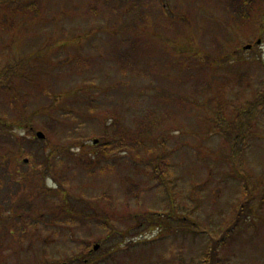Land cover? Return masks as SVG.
Returning a JSON list of instances; mask_svg holds the SVG:
<instances>
[{
    "label": "rangeland",
    "instance_id": "374dc122",
    "mask_svg": "<svg viewBox=\"0 0 264 264\" xmlns=\"http://www.w3.org/2000/svg\"><path fill=\"white\" fill-rule=\"evenodd\" d=\"M227 3L0 0L1 264H264V106L235 159L216 124L264 85V0Z\"/></svg>",
    "mask_w": 264,
    "mask_h": 264
},
{
    "label": "trees",
    "instance_id": "16d2710c",
    "mask_svg": "<svg viewBox=\"0 0 264 264\" xmlns=\"http://www.w3.org/2000/svg\"><path fill=\"white\" fill-rule=\"evenodd\" d=\"M133 1L135 2L136 0H133ZM252 1L253 0H228V3L225 4V6L230 11V16H233L234 22L237 25L241 26V25L245 24L249 20V18L253 17L252 15H254V14L251 11L252 7L250 6V4H252ZM3 3L5 4V3H7V1H3ZM135 17H136V15L134 13V15L131 16V19L133 20V19H135ZM132 29H134V27ZM125 50L126 49L117 48L116 52L114 54L115 61L118 62L119 66H122V67H126L129 64V63L127 64V59L131 58V57H129V55H127V54H129V52H126ZM30 59H32V58L29 56V60ZM16 61L19 62V65L15 69H14V66L9 67V64H6L4 66V70L10 68L12 72H14L15 74L18 75V77H20L21 74L24 75V71L26 69V66H25L26 62H22V61H19V60H16ZM258 62L260 63L261 71L264 73V63H262L259 59H258ZM239 77L242 78V75H239ZM263 87H264V85H263ZM263 87H261L260 89H258L255 92V94H254L252 99L246 100V105L245 106H243V107H241V108H239L237 110L236 114H238L237 116H239V121L236 123V125H232V124L229 125L228 124L227 126H224L225 124H224L223 121H225V120H222L221 118L220 119L219 118L216 119V122H217L216 124L218 125V127L220 129H222V131H221L222 134L221 135L224 137V140H225L226 144L228 146H230L229 148L231 149V158L232 159H235V155H238L241 152V146L243 144L239 143L240 140H243L244 138H246V136L250 135L251 126H252V123H250V119H252L253 116L255 115L254 113H255L256 109L258 107L264 106V90H263L264 88ZM54 102H56V101H54ZM54 102L53 103L50 102L47 106L50 107V109L53 108L54 105H55ZM50 121H51V119H50ZM54 123L56 124V123H59V122H54ZM113 124H116V123H113ZM146 131H149V130L146 129ZM133 132L138 134L136 128L133 129ZM108 133L109 132H106L105 135H107ZM122 134H127L126 133V129L122 130ZM134 140L136 142V139H134ZM0 141H1V139H0ZM75 156H76V158L78 160H88V161H90L92 159L90 152H88L87 154L77 153V154H75ZM46 159L47 158H45L44 160L46 161V164H47V166L49 167L50 170H52V168L56 167V166H51ZM76 162L77 161H75V163ZM63 176L64 175L59 174L58 177L61 178ZM131 187L132 186H126L124 193L128 195V193L130 192ZM63 202L65 203L64 200H63ZM25 203L27 205H26V208H25L24 212H26L25 215H29L30 212L32 211L33 204L31 203L32 205H30L27 202H25ZM43 203L46 206L48 204V201L43 199ZM19 208L22 209L24 207L23 206H19ZM14 211L17 212V210H14ZM26 218H28V216ZM109 233H113V229H110ZM218 242H219V238H216V239L213 240L212 244L214 246H217ZM1 254H2V256H5V252L3 250H2ZM32 257H33V255H32ZM46 258H47V256H46ZM1 260L4 261L3 258ZM218 260H219V258L217 259V262L214 263L213 258L210 257V258L207 259V262H208V264H217ZM33 262H34V260H33ZM43 264H58V262L51 263V262L44 261ZM80 264H84V263L82 262Z\"/></svg>",
    "mask_w": 264,
    "mask_h": 264
},
{
    "label": "flooded vegetation",
    "instance_id": "af4514ba",
    "mask_svg": "<svg viewBox=\"0 0 264 264\" xmlns=\"http://www.w3.org/2000/svg\"><path fill=\"white\" fill-rule=\"evenodd\" d=\"M7 230H1L0 229V264L3 263L5 260H7L8 258H12V252H14V246H13V243H14V239H11L12 237V231L11 230H8V233L10 234H6V233H3ZM2 250L5 252V256H2ZM4 259V261H2L1 259Z\"/></svg>",
    "mask_w": 264,
    "mask_h": 264
},
{
    "label": "water",
    "instance_id": "95a60500",
    "mask_svg": "<svg viewBox=\"0 0 264 264\" xmlns=\"http://www.w3.org/2000/svg\"><path fill=\"white\" fill-rule=\"evenodd\" d=\"M247 47H248V46H247ZM37 135H38V136H42L41 132H37Z\"/></svg>",
    "mask_w": 264,
    "mask_h": 264
}]
</instances>
